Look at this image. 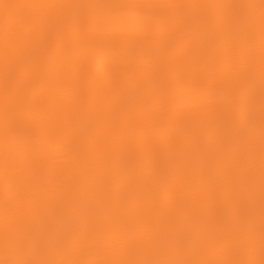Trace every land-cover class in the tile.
I'll return each instance as SVG.
<instances>
[{"label": "snow or ice", "instance_id": "snow-or-ice-1", "mask_svg": "<svg viewBox=\"0 0 264 264\" xmlns=\"http://www.w3.org/2000/svg\"><path fill=\"white\" fill-rule=\"evenodd\" d=\"M0 9V264H264V0ZM120 48L159 63L91 58ZM106 159L146 171L122 184Z\"/></svg>", "mask_w": 264, "mask_h": 264}, {"label": "bare ground", "instance_id": "bare-ground-1", "mask_svg": "<svg viewBox=\"0 0 264 264\" xmlns=\"http://www.w3.org/2000/svg\"><path fill=\"white\" fill-rule=\"evenodd\" d=\"M23 2V0H0V4H15ZM78 3H90L93 0H76ZM258 2V0H257ZM89 12L88 9H76L73 11V15H87ZM3 16V9H0V18ZM146 27L152 29H160L162 27L173 28L174 21H171L167 18H159L153 20L151 24L147 25ZM165 39L164 36L157 37V38H150L143 42V46L148 47L152 46L156 43H160ZM179 55L178 48H165L163 50L162 56L163 58H167L169 60L174 59L176 56ZM91 58L102 60V61H115L119 63L123 67L132 66L135 68L137 76H143L146 72L151 71L158 63L159 60L157 59H140L131 55L130 49L120 48V49H113L109 50L105 53L95 55ZM127 91V89L125 90ZM219 95V92L210 89L205 93V96H216ZM3 84L0 81V115H2V108H3ZM255 114H256V138H257V208L259 207V126H260V105H259V85L257 84V95H256V107H255ZM29 143L40 145L45 143V140L41 137H33L30 138ZM99 167L101 171L110 177H114L116 180L120 181L122 184L132 183L135 181L136 178L144 174L146 171V165L143 162L137 161L135 159L130 160H120V159H106L99 163ZM61 226V221L58 217L51 218L50 222L48 223L47 227L50 229H55ZM4 256L0 253V259H3Z\"/></svg>", "mask_w": 264, "mask_h": 264}]
</instances>
